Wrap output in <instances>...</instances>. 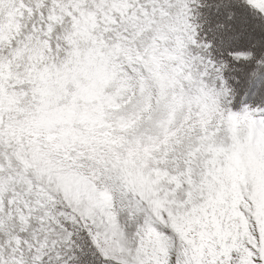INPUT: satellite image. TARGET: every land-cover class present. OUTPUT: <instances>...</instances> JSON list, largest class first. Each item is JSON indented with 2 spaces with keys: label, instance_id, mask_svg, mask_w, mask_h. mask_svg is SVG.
<instances>
[{
  "label": "snow or ice",
  "instance_id": "snow-or-ice-1",
  "mask_svg": "<svg viewBox=\"0 0 264 264\" xmlns=\"http://www.w3.org/2000/svg\"><path fill=\"white\" fill-rule=\"evenodd\" d=\"M0 264H264V0H0Z\"/></svg>",
  "mask_w": 264,
  "mask_h": 264
}]
</instances>
